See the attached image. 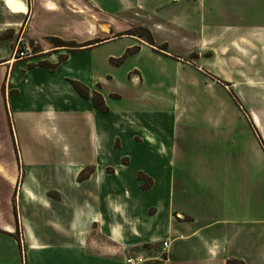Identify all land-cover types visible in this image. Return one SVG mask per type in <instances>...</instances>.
Wrapping results in <instances>:
<instances>
[{
	"label": "crops",
	"instance_id": "crops-1",
	"mask_svg": "<svg viewBox=\"0 0 264 264\" xmlns=\"http://www.w3.org/2000/svg\"><path fill=\"white\" fill-rule=\"evenodd\" d=\"M88 1L124 31L52 70L14 59L34 3L0 0V264H264V0Z\"/></svg>",
	"mask_w": 264,
	"mask_h": 264
},
{
	"label": "rangeland",
	"instance_id": "rangeland-1",
	"mask_svg": "<svg viewBox=\"0 0 264 264\" xmlns=\"http://www.w3.org/2000/svg\"><path fill=\"white\" fill-rule=\"evenodd\" d=\"M29 3L30 6L34 3L35 8L33 13L34 17L31 24V30H34L35 34L39 31L43 33V35L42 38L37 37L36 35L35 37H33L29 33L25 34V36L20 35L16 47L19 43V51H27L26 56L28 57H25L24 59H36L38 57L35 58V55L42 54L46 52L47 49L50 50L49 53L47 52L46 55H51L55 53L57 54L60 51L62 52V56L60 55V57H45V60L38 59L32 61V63L56 65L59 60L65 58L63 57V55H67L64 53L68 52L69 48L75 49L86 46L88 47L91 44L106 40L124 31L123 26H119L117 22L115 25H117L118 28L105 31V29H108L107 17L99 13L95 8H93L88 0H29ZM50 4H53L58 8L56 10L57 13L47 12L46 7ZM117 20H119V22L121 23L127 21L123 18H119ZM48 30L49 32H57L61 37L53 36V34L51 33L44 34V32ZM127 32L136 34L140 33L141 31L139 28H134L131 30L130 28H128ZM22 39L23 42H21ZM120 44L121 43H115L100 46L95 49V52H93V54H84L81 57L97 58V60L100 61L99 71L104 74L109 70L107 65H103L105 57L109 52L117 50ZM16 47H14V50L16 49ZM130 54L131 53H126L124 54V57H127ZM49 59H52L51 61L53 62H50ZM90 64L92 63L90 62ZM107 89L112 91L113 86L110 85ZM98 90L101 92L102 89L98 88ZM4 109L2 103L0 102V134L3 131L5 135L4 139L10 140V137H12L11 131L8 130L7 122L4 121V118L2 116ZM2 145L3 144H1V146ZM2 148L5 149L6 147L2 146ZM5 160L7 159H4V161Z\"/></svg>",
	"mask_w": 264,
	"mask_h": 264
},
{
	"label": "trees",
	"instance_id": "trees-1",
	"mask_svg": "<svg viewBox=\"0 0 264 264\" xmlns=\"http://www.w3.org/2000/svg\"><path fill=\"white\" fill-rule=\"evenodd\" d=\"M140 33H136V34H133V35H138L140 37H144L146 38V40H148L149 42H151L153 39H152V36L150 35V32L146 29H143V28H140ZM132 34V33H130ZM102 41H99V42H96L94 44H97V43H100ZM93 45V44H91ZM90 45V46H91ZM136 50V49H135ZM133 52V50H129L127 52L128 53H131ZM124 59V57L121 58V60ZM47 67H49L50 69L54 70L55 69V66L54 65H45ZM72 85L74 86V88L76 89V91L84 98H89L90 96V91L89 89L83 85L82 83L80 82H77V81H71ZM93 104L96 108L100 109L102 112H108V107L106 106L105 102H104V99L102 97V95L95 91L93 92ZM227 264H244V262L242 261H239V260H229L227 262Z\"/></svg>",
	"mask_w": 264,
	"mask_h": 264
},
{
	"label": "built area",
	"instance_id": "built-area-1",
	"mask_svg": "<svg viewBox=\"0 0 264 264\" xmlns=\"http://www.w3.org/2000/svg\"><path fill=\"white\" fill-rule=\"evenodd\" d=\"M26 52L19 51V45H18L16 47V49L14 50V58H16L17 60L24 59L25 57H28V56H26ZM168 247H169L168 241L164 242L163 251L166 252ZM141 263H142V261H140V260H136L134 258H128V259H126L125 264H141Z\"/></svg>",
	"mask_w": 264,
	"mask_h": 264
},
{
	"label": "bare ground",
	"instance_id": "bare-ground-1",
	"mask_svg": "<svg viewBox=\"0 0 264 264\" xmlns=\"http://www.w3.org/2000/svg\"><path fill=\"white\" fill-rule=\"evenodd\" d=\"M47 9H49V10H56L57 7H56L55 5H53V4H50V5L47 6ZM14 59H15V58H14ZM16 60H17V59H16Z\"/></svg>",
	"mask_w": 264,
	"mask_h": 264
}]
</instances>
